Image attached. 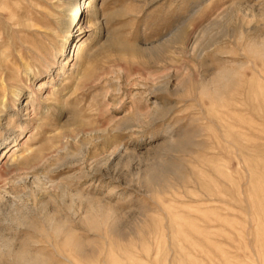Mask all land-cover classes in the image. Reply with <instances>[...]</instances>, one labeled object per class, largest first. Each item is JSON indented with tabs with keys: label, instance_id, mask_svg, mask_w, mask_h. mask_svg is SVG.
<instances>
[{
	"label": "rangeland",
	"instance_id": "374dc122",
	"mask_svg": "<svg viewBox=\"0 0 264 264\" xmlns=\"http://www.w3.org/2000/svg\"><path fill=\"white\" fill-rule=\"evenodd\" d=\"M73 2L0 0V264H264V0Z\"/></svg>",
	"mask_w": 264,
	"mask_h": 264
},
{
	"label": "bare ground",
	"instance_id": "6f19581e",
	"mask_svg": "<svg viewBox=\"0 0 264 264\" xmlns=\"http://www.w3.org/2000/svg\"><path fill=\"white\" fill-rule=\"evenodd\" d=\"M73 4H74L73 5V15L71 17L72 20L70 21V25L72 24L73 26H75V25H77L80 22L81 14H82L84 8H87L88 7V3L86 2V0H76V1L74 0ZM61 22H63V21H61ZM40 31H42V30H40ZM41 33L43 34V36L46 39V41H44L45 44H51V42H52V35H48V33L45 30H44V32H41ZM80 45L81 44H78L77 50L81 47ZM76 46H77V44L74 45V49H75ZM52 47L53 48H51V49H49L47 51H44V53H41L40 54L45 60H48V58H55L58 55L59 51L65 50V43H63L62 41L60 42V47L61 48L59 50H58V48L55 47V45L52 46ZM45 65H48V61H45V64L43 66H45ZM27 74L28 73H26V75ZM30 74H32V76H34L33 72H31ZM29 83H31V82H29ZM3 86H6V87H4L5 89L4 88L2 89V92H0V95H2L3 98H5L8 95V92H7V89H6L7 88V83L4 82V85ZM3 86H1V87H3ZM49 87H52V86H49ZM42 88H43V83H40L38 85V87H37V90L40 91V90H42ZM21 93H22V89L21 88H17L16 92H14L12 94V96H13V98L15 100H17V99H19V96L21 95ZM28 95H29V98H30L29 100L33 101V98L32 97L35 96L34 95V92L33 91L32 92H29ZM24 107H25L24 110L27 111V109H28L27 108V102L24 105ZM15 139H16V137H15Z\"/></svg>",
	"mask_w": 264,
	"mask_h": 264
}]
</instances>
